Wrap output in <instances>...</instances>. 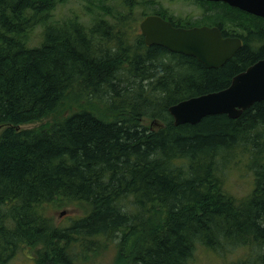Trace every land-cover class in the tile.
<instances>
[{
	"label": "trees",
	"instance_id": "1",
	"mask_svg": "<svg viewBox=\"0 0 264 264\" xmlns=\"http://www.w3.org/2000/svg\"><path fill=\"white\" fill-rule=\"evenodd\" d=\"M55 4L0 0V264L22 250L30 264H72L100 239L117 240L126 264H189L199 248L264 264V99L195 124L168 112L264 58V19L221 5L213 20L242 45L207 68L147 46L130 16L138 0L89 26L50 20ZM231 160L253 174L243 197L224 186ZM61 200L82 212L54 225L43 208Z\"/></svg>",
	"mask_w": 264,
	"mask_h": 264
},
{
	"label": "water",
	"instance_id": "2",
	"mask_svg": "<svg viewBox=\"0 0 264 264\" xmlns=\"http://www.w3.org/2000/svg\"><path fill=\"white\" fill-rule=\"evenodd\" d=\"M214 1H223L264 19V0ZM139 28L146 45H161L169 51L190 55L207 68L221 66L242 45L239 37L223 36L215 26L177 28L157 15L143 18ZM261 99H264V58L233 75L226 87L180 100L170 105L168 112L174 125L195 124L212 114L235 118ZM153 123L156 121L152 120ZM64 213L61 211L59 216Z\"/></svg>",
	"mask_w": 264,
	"mask_h": 264
},
{
	"label": "rangeland",
	"instance_id": "3",
	"mask_svg": "<svg viewBox=\"0 0 264 264\" xmlns=\"http://www.w3.org/2000/svg\"><path fill=\"white\" fill-rule=\"evenodd\" d=\"M55 2L54 8L50 11V20L73 18L89 26L93 19L98 16L109 21L120 17L121 12L125 11V5L130 0H55ZM113 13L117 17L114 18ZM130 16L134 18L133 24L137 26L140 18L139 6L134 7ZM39 25L31 30L29 34L27 41L29 46H36L42 39V25ZM47 121H49L48 117L42 121L28 123L23 126H38ZM223 179L224 186L229 193L236 197H243L251 190L253 174L251 170L244 166L243 162L237 160V163H234L231 160L226 166ZM43 211L52 219L54 225H65L68 218L80 214L82 209L70 203L66 204L61 200L47 204L44 206ZM61 211L65 213L59 216ZM118 251L117 240L111 239L105 243L103 239H100L98 247L88 252L84 257H77L72 264H126L127 260L118 258ZM239 251L235 250L231 254H225L224 252L223 254L221 251L207 252L199 248L194 252L189 264H225L230 257L237 256L241 252ZM33 254V251L22 250L11 257L10 264H30L29 256Z\"/></svg>",
	"mask_w": 264,
	"mask_h": 264
},
{
	"label": "flooded vegetation",
	"instance_id": "4",
	"mask_svg": "<svg viewBox=\"0 0 264 264\" xmlns=\"http://www.w3.org/2000/svg\"><path fill=\"white\" fill-rule=\"evenodd\" d=\"M223 4L230 6L223 1L214 0H138L137 6L140 8V18L137 24L138 32L141 34L139 23L148 15H157L168 21L172 27L187 29L201 26H215L222 31V28L213 20V17L222 15L220 8Z\"/></svg>",
	"mask_w": 264,
	"mask_h": 264
},
{
	"label": "bare ground",
	"instance_id": "5",
	"mask_svg": "<svg viewBox=\"0 0 264 264\" xmlns=\"http://www.w3.org/2000/svg\"><path fill=\"white\" fill-rule=\"evenodd\" d=\"M253 165V164H252ZM252 167V166H251ZM224 177V176H223ZM140 223V222H139ZM83 230V229H82ZM84 233V232H83ZM83 238V237H82ZM96 242V241H95ZM242 244V243H241ZM223 247V246H222ZM237 259V258H236Z\"/></svg>",
	"mask_w": 264,
	"mask_h": 264
}]
</instances>
